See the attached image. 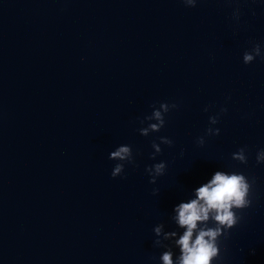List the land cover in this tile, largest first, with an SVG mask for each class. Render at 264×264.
<instances>
[{
	"label": "water",
	"instance_id": "obj_1",
	"mask_svg": "<svg viewBox=\"0 0 264 264\" xmlns=\"http://www.w3.org/2000/svg\"><path fill=\"white\" fill-rule=\"evenodd\" d=\"M253 43L259 0H0V264H160L153 226L175 227L173 204L217 168L255 179L220 264H264V59L242 62ZM159 102L178 107L141 135ZM221 106L219 134L198 145ZM159 136L173 145L153 161ZM120 144L134 163L113 178ZM245 146L246 165L231 158ZM160 160L151 184L145 166Z\"/></svg>",
	"mask_w": 264,
	"mask_h": 264
},
{
	"label": "clouds",
	"instance_id": "obj_2",
	"mask_svg": "<svg viewBox=\"0 0 264 264\" xmlns=\"http://www.w3.org/2000/svg\"><path fill=\"white\" fill-rule=\"evenodd\" d=\"M189 7L195 6L197 0H182ZM264 3V0H259ZM240 9H233L232 18L239 20ZM259 57L264 59V46L253 43L242 54V62L249 64ZM176 103L159 102L158 107L151 105V113L139 120L141 127L137 130L143 136L159 132L164 127L165 115L176 109ZM208 111V107L203 109ZM227 111L221 106L215 115L208 117L209 126L204 134L196 138V143L203 146L205 137L218 135L220 129L212 127L219 122L221 114ZM157 140L159 143H157ZM171 147L173 141L167 136H159L151 142L153 151L149 158L155 161L162 152L161 145ZM183 153L181 152V155ZM110 160L116 161L110 175L122 176L125 165L133 164L132 148L128 144H120L108 154ZM231 158L240 164H247L246 146L239 147L231 154ZM257 164L264 163V148L257 150ZM167 164L164 160L145 166L149 183L155 184L157 178L165 173ZM255 179L246 176L239 170L217 168L211 171L202 181L191 188L190 194L173 204L169 221L175 227L166 230L165 223H157L152 232L155 239L153 245L163 249L159 255L160 264H220L221 237L225 239L229 232L241 220L240 210L246 209L253 202V185ZM153 194L158 192L153 188Z\"/></svg>",
	"mask_w": 264,
	"mask_h": 264
}]
</instances>
